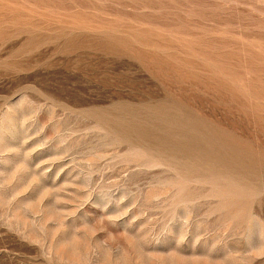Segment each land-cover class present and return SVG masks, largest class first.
<instances>
[{
	"label": "rangeland",
	"instance_id": "obj_1",
	"mask_svg": "<svg viewBox=\"0 0 264 264\" xmlns=\"http://www.w3.org/2000/svg\"><path fill=\"white\" fill-rule=\"evenodd\" d=\"M0 264H264V0H0Z\"/></svg>",
	"mask_w": 264,
	"mask_h": 264
}]
</instances>
